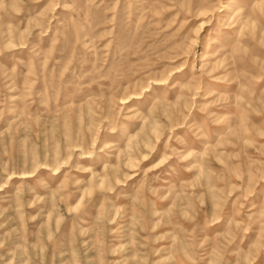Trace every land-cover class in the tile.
I'll return each instance as SVG.
<instances>
[{
    "label": "rangeland",
    "instance_id": "1",
    "mask_svg": "<svg viewBox=\"0 0 264 264\" xmlns=\"http://www.w3.org/2000/svg\"><path fill=\"white\" fill-rule=\"evenodd\" d=\"M0 264H264V0H0Z\"/></svg>",
    "mask_w": 264,
    "mask_h": 264
}]
</instances>
